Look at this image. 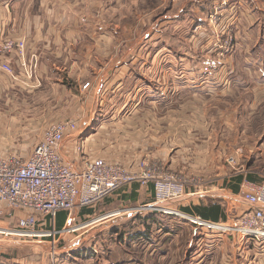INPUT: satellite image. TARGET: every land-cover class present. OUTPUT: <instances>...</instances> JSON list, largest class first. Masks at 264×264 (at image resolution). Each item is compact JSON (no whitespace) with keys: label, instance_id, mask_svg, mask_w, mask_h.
<instances>
[{"label":"crops","instance_id":"0c3cea01","mask_svg":"<svg viewBox=\"0 0 264 264\" xmlns=\"http://www.w3.org/2000/svg\"><path fill=\"white\" fill-rule=\"evenodd\" d=\"M220 1L0 0V37L24 38L28 67L35 61L32 76L28 77L15 56L7 57L14 75L0 69V114L11 120L7 115L15 105L17 111L12 116L27 120L25 127L33 124L37 129L43 122L59 117L81 120L78 129L59 144L64 161L77 167L88 155H81L77 145L131 170L136 169L143 152L150 157L157 154L177 159L180 173H196L212 182L187 190L184 198L173 205L176 209L213 221L239 218L246 209L240 196L242 189L248 183L261 181L250 174L251 180L239 174L225 179L224 185L215 184L218 171L222 167L226 171L227 167L218 160L223 153L216 145L212 124L216 115L211 114V109L216 98L210 97H215L216 90L226 95H233L234 89L264 94V0H225L221 9L234 8L231 32L237 35L238 45L222 59L210 48L214 39L206 25L207 14ZM198 25L201 30L194 32ZM239 72L246 77L239 80ZM86 82L89 85L83 88ZM56 88L60 90L58 95L48 99L52 109L62 101L75 108L44 120L46 112L39 110L45 101L43 92ZM67 89V97L63 98ZM82 96L87 98L80 104ZM203 99L209 100L203 109L209 112L201 114ZM145 104L162 110L161 114L155 113L156 118L150 115L147 126L142 122L149 119L148 112L144 120L137 119L139 105ZM125 120H131L132 125L126 126ZM125 137L133 141L132 147L123 141ZM134 137H144L145 149L139 148L140 141ZM33 144L34 141L30 145ZM183 151L191 152L194 164H187V158L179 156ZM231 170L230 165V173ZM131 185L129 191L118 194L122 204L116 208L151 201V184ZM96 206L76 209L71 215L60 213L55 220L58 229L88 222L77 234L87 233L86 240L73 243L70 238L63 244L59 240L54 253L50 241L42 242L48 245V251L40 259L25 256L21 248L35 249L42 243H0V264H264V242L247 239L236 243L234 239L231 243L228 236L206 234L177 217L167 222L170 232L159 231L152 218H146L149 237H157L156 244L147 237L120 238L113 228L121 226L124 219L92 224V220L113 211L100 213ZM215 206L220 207L218 212ZM12 221L1 217L0 226ZM132 225L135 230L143 228L141 219ZM183 234L188 235L187 245L179 244L178 239L173 243L174 237L181 238ZM190 235L198 237L191 241Z\"/></svg>","mask_w":264,"mask_h":264},{"label":"built area","instance_id":"2783aa9c","mask_svg":"<svg viewBox=\"0 0 264 264\" xmlns=\"http://www.w3.org/2000/svg\"><path fill=\"white\" fill-rule=\"evenodd\" d=\"M174 1L203 3L208 0ZM224 4L225 0H221L206 17L208 32L214 36L210 48L222 58L238 45L231 32L234 8L225 11L221 9ZM25 47L24 38L0 37V69L14 75L13 68L7 62V57L13 55L20 62L25 75L32 76L34 67L33 64L27 65ZM88 85L86 82L83 88ZM79 123L78 119H60L48 124L26 160L0 156V218L6 216L13 220L7 226H0V243L16 240H34L37 243L50 241L54 253V246L59 244L63 236L77 233L89 224L76 222L58 229L55 223L58 212L67 211L71 215L76 209L95 207L120 188L134 182L151 184L153 199L150 202L117 208L91 223L160 213L187 221L206 234L229 235L238 242L246 239L264 242V180L256 184L248 183L246 189L242 190L241 199L246 209L239 218L207 220L179 211L173 206L184 198L186 188L181 176L172 172L150 168L144 161L131 170L117 161L87 155L81 145H77L76 150L83 156L87 155L82 165L77 167L65 162L59 144L78 129Z\"/></svg>","mask_w":264,"mask_h":264},{"label":"rangeland","instance_id":"374dc122","mask_svg":"<svg viewBox=\"0 0 264 264\" xmlns=\"http://www.w3.org/2000/svg\"><path fill=\"white\" fill-rule=\"evenodd\" d=\"M199 27L198 28L194 27L195 28L194 32L198 30ZM210 35L212 38H214V36H212L211 33ZM211 46H212V43H211ZM218 58L222 59V57H219V56ZM239 59L241 58H238V60ZM32 63H33V67H35V61H33ZM236 76L239 77V80H241V78L243 77H246L241 72L237 73ZM256 91L249 89L248 91L244 90L241 93L239 90L234 89V91L231 92L233 95H226L227 92L225 94H220L219 90H216L217 93L215 97H210L212 99L216 98L215 101L213 102L214 109L213 110L211 109L212 111L211 114L216 115V117L213 119L214 121L212 120V124L214 126V130L216 131V137H215L216 145L217 147L220 148L221 152L223 153L221 157L218 155V160L220 159L222 162V165L227 167L226 171L224 170V167H222V169L218 171V175L215 179V184L217 185H222V184L224 185L223 181L225 179H229L231 176L234 177L239 174H243L245 176L250 174L256 177L257 179H259L260 181L264 180V94L259 95V96L254 95L256 94ZM59 92L60 90H58L57 88L54 91L45 90L43 92V96H45V98H42V99H44L45 101L47 100V101L46 103H44L45 101L42 102V104L39 106L40 107L39 110L42 113L46 112V114L43 115L44 120L50 119V117L54 116V114H58L59 116L63 115L62 113L63 110H67V113H69V108L73 106L72 104L70 105L67 102L63 103L62 101L60 104H58L57 107H55V109H52V105H50V101H48V99L54 97L55 94L57 96L58 95L57 93ZM67 92H68V89L62 93L64 96V97L62 96L63 98L67 97L66 95ZM86 98L87 97L82 96V98L79 100V103L81 104L85 102L84 100H86ZM208 101H209L208 99H203L202 102H200V106H199L200 112L199 113L203 114L204 112H209V109L206 111H203V109H205L208 106ZM51 103H52V99H51ZM139 106L141 107V109H140V113L137 116V119L139 118L143 119L145 112H148L149 114V119H146V121L143 119L144 122H142V124L144 126L149 125L151 114H153V116L155 117V113L157 115L162 113V110H160V108L157 109V108L145 107L147 106L146 104L139 105ZM14 109L17 111V108L15 105H14ZM48 109L52 110L53 112L50 113ZM15 110L11 109L10 113L7 115L8 116L7 118L11 119L12 121L6 119L5 118L6 115L3 116L4 115L3 113L0 114L2 117V119H0V156H3V157L15 156V157H19L21 160H26L29 157L34 145L37 143V141L41 139L45 127L51 122L56 121L57 119L55 118L51 122H43V124H41L40 128L38 129L34 128L32 123H31L32 124L31 126L27 125V127H25L27 120H22V121L16 120L18 116L17 115L14 117L12 116V114L14 115L16 114ZM59 119L61 118L59 117ZM64 119H71V118H64ZM157 122L160 124L159 121ZM124 124H126V126H131L132 121L125 120ZM201 124L204 125L205 121H202ZM115 139L117 138H114V140ZM132 139L133 140L139 139L140 143L142 144L140 145V143H138L139 148L145 149L144 137L142 138L134 137ZM32 141H34V144L30 145ZM123 141H125L128 146L132 147L133 144L131 143L133 141L129 137L123 138ZM134 142H137V141H134ZM155 144L156 142L153 145L154 149L156 148ZM20 145H23V147H18ZM184 148H185V151L188 150L186 146H184ZM172 153L174 152H171V154ZM86 154L92 157L93 156L99 157L98 154H95V153L92 154L88 151L86 152ZM178 154L179 153H175V155L177 156ZM148 155L149 154L147 152L146 153L143 152L137 161V165L140 162L144 161L145 164H147L150 168L157 167L163 171L172 172L176 175L181 176V179L185 181L186 194H187V190L189 189H193L194 187H199V186L205 187V186L210 185V182H212V180H208L207 178L200 176L196 173H188L184 171L180 173L181 171L177 170L178 166L176 165L177 163H179V160L177 159L173 160L170 156L165 157V155L158 156L157 154H154L153 157H150ZM191 155H192L191 152L187 153L184 151L180 152L179 154V156L184 158V160L187 158V164H190V163L194 164V162H192L193 159ZM105 159L113 160L110 158H105ZM230 165L232 168L231 173L229 171ZM131 184H128V185H131ZM128 185L120 188L118 191L114 192L112 195L100 201L98 203L99 207L96 206L97 212L104 213V212H108V210H111V209L116 210L117 209L116 207L122 204V201L118 194L122 195V193H125L124 191H129L130 187H128ZM245 189L246 187H244V189L242 190H245ZM240 196H241V193H240ZM152 199H153V191H152ZM129 205L130 203H128V205H124L121 207L129 206ZM60 212L67 214V211H60ZM146 214H150V213H146ZM146 214H141V215H146ZM136 216H140V215H136ZM136 216L131 217V219H133ZM71 220L72 218L70 219V221ZM122 220L124 221V223L121 224V226H118L120 227L121 231L132 226L130 224L131 220L129 219V217L122 218ZM82 231L83 229H81L77 233H74L71 237L63 236L64 239L65 238L66 239L65 241L61 239V243L63 244L64 242L69 241L70 238L73 239L72 240L73 243L74 242L77 243L82 239L86 240L88 238V237L85 238L87 233H84L77 237V234L81 233ZM186 234L185 235L183 234L181 238L177 236L174 237L173 243L177 242V239H178L179 244L187 245L186 240H188V235ZM213 235L225 236V237L228 236L232 238L231 243L235 239L232 236L224 235V234H213ZM190 236H191L190 238L192 241L194 238H197L199 235L198 236L190 235ZM234 241L236 243H243L247 241V239L241 242L236 241V239ZM43 244H46V243H42L41 247L38 246L35 249L27 248V247L21 248V250L23 251L22 253H24L25 256L27 257H33L34 259H40L44 255L43 252L48 251V245H43ZM252 264H255V263H252Z\"/></svg>","mask_w":264,"mask_h":264},{"label":"trees","instance_id":"16d2710c","mask_svg":"<svg viewBox=\"0 0 264 264\" xmlns=\"http://www.w3.org/2000/svg\"><path fill=\"white\" fill-rule=\"evenodd\" d=\"M239 180H240V176H238ZM247 178L249 180L252 179V177L250 175L247 176ZM132 193V191H131ZM216 208V211L218 212L220 210V207L219 206H215ZM62 213V212H58L56 217L59 216V214ZM146 218H152V221L153 223H155L158 227V229H160L159 231H162L163 229L164 230H167V231H171L170 228L168 227V221L169 219L172 218V216H167V215H163V214H160V213H151V214H147V217H144V216H136L134 217L133 219H130V224H134V220H138V219H141L142 223H143V228L142 230H135V229H132L134 228L135 225H132L131 227L129 228H126V230H120V227H114V232L116 233V235L120 238H122L124 235H126V237L128 239L132 238V239H145L146 237L147 238H150L149 237V225L146 224L145 220H147ZM166 225V226H165ZM165 226V227H163ZM136 227V226H135ZM130 231V232H129ZM151 239V238H150ZM152 242H154V244H156L158 238L154 237L151 239ZM83 251V250H81ZM86 251V250H84ZM88 255V254H87Z\"/></svg>","mask_w":264,"mask_h":264}]
</instances>
